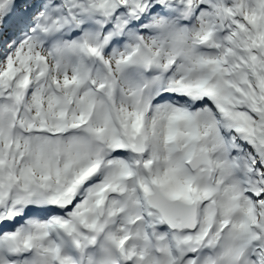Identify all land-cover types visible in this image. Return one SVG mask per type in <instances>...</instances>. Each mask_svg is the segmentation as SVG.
<instances>
[{
  "label": "snow or ice",
  "instance_id": "snow-or-ice-1",
  "mask_svg": "<svg viewBox=\"0 0 264 264\" xmlns=\"http://www.w3.org/2000/svg\"><path fill=\"white\" fill-rule=\"evenodd\" d=\"M0 264H264V0H0Z\"/></svg>",
  "mask_w": 264,
  "mask_h": 264
}]
</instances>
